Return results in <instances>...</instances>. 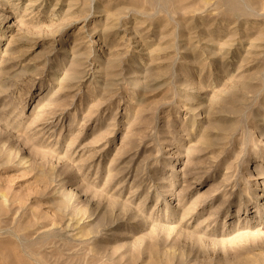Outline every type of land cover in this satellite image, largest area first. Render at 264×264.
<instances>
[{
    "label": "rangeland",
    "instance_id": "374dc122",
    "mask_svg": "<svg viewBox=\"0 0 264 264\" xmlns=\"http://www.w3.org/2000/svg\"><path fill=\"white\" fill-rule=\"evenodd\" d=\"M0 264H264V0H0Z\"/></svg>",
    "mask_w": 264,
    "mask_h": 264
}]
</instances>
